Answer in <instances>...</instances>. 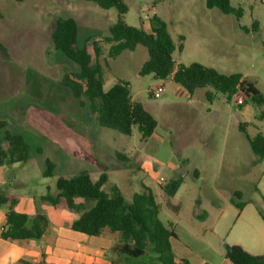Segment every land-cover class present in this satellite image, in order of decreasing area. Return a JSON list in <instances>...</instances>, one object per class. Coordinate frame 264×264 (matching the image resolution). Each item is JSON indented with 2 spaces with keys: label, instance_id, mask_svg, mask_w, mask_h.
I'll return each mask as SVG.
<instances>
[{
  "label": "rangeland",
  "instance_id": "374dc122",
  "mask_svg": "<svg viewBox=\"0 0 264 264\" xmlns=\"http://www.w3.org/2000/svg\"><path fill=\"white\" fill-rule=\"evenodd\" d=\"M123 2L126 24L150 31L153 15L166 24L176 65L199 63L223 74L241 73L264 95V0H230L241 11L239 19L206 7L205 0ZM66 15L78 23L79 45L99 44L104 89L119 79L128 81L131 96L157 121L154 135L141 139L136 127L124 135L97 125L85 101L61 84L65 73L77 70L51 42L55 20ZM117 16L115 8L102 9L85 0H0V40L8 50V58L0 60V121L6 123L0 138L8 130L22 134L30 145L28 160L8 166L6 174L28 185L42 181L53 186L59 175L86 170L96 180L105 170V191L116 185L128 201L148 187L159 205L158 218L173 223L175 252L191 264L214 262L223 253L222 243L238 211L231 200L257 204L253 186L260 168H253L250 158H260L245 134H264V119L256 118L257 108L241 91L227 99L212 88H198L188 98L171 78L140 75L148 56L141 45L109 57L103 37ZM158 85L163 92L152 96ZM206 91L212 93L210 100ZM239 97L251 115L240 114L235 101ZM205 112L215 121L202 132ZM172 122L179 131L189 127L188 133L178 136ZM116 151L125 160H118ZM45 157L54 163L53 177L41 176ZM174 172L183 182L174 197H168L161 186L177 176Z\"/></svg>",
  "mask_w": 264,
  "mask_h": 264
},
{
  "label": "trees",
  "instance_id": "16d2710c",
  "mask_svg": "<svg viewBox=\"0 0 264 264\" xmlns=\"http://www.w3.org/2000/svg\"><path fill=\"white\" fill-rule=\"evenodd\" d=\"M22 2L24 0H15ZM95 3L102 9L115 8L117 19L108 28V34L103 39L109 43L107 55L116 57L123 51H132L138 45L146 48L147 59L141 64L140 75H151L154 79L165 80L171 78L180 87L192 94L198 88H212L213 92L222 93L227 99L237 91H241L256 108V118L264 119V95L255 85L244 78L241 73L223 74L212 67L199 63L189 65L175 64L172 58L174 43L170 37L166 24L153 15L150 31L142 26H132L125 23L123 14L127 7L123 0H85ZM206 7L217 8L224 14L233 13L239 19L240 9H234L230 0H205ZM253 26L252 28H255ZM247 31L246 27L240 26ZM78 23L75 18L66 15L54 22L51 31V42L55 51L76 65L77 70L65 73L61 84L66 87L74 98L82 99L89 110L96 115V123L101 127H108L124 135H130L136 127L141 139H146L154 132L157 121L144 107L142 102L132 99L128 81L119 79L104 89V79L99 63L101 48L96 41L91 46L88 41L78 44ZM8 58L7 47L0 40V60ZM152 95V93H150ZM212 93L206 91L207 99ZM239 107L242 106L238 105ZM6 123L0 121V128ZM240 130L244 125L239 124ZM251 151L258 157L264 156V134H245ZM30 145L20 133H10L4 130L0 138V166H11L15 163H24L28 160ZM118 160H125L120 152H115ZM44 168L41 176L53 177L54 163L48 157L43 159ZM183 182L178 175L161 188L168 197H174ZM108 183L106 171H102L96 180L86 170H81L70 176L59 175L55 178V194L48 190L41 198L53 205L64 204L69 210L76 213L71 224L73 230L88 235H98L102 229L118 232L122 243L118 246L119 252L129 258H141L143 264H189L185 259H175L170 239L176 238L171 221L162 222L158 218L159 205L152 190L144 187L139 193H134L128 201L116 185ZM236 196L239 192H236ZM82 200L78 203L77 200ZM19 200L18 195L2 194L0 204L8 203L6 222L1 231L5 239L16 241L27 238H39L42 228L36 221L30 225L28 216L12 209ZM231 203L237 209L241 205L234 199ZM223 255L232 264H264V253L253 255L241 246L228 244L223 241Z\"/></svg>",
  "mask_w": 264,
  "mask_h": 264
},
{
  "label": "crops",
  "instance_id": "0c3cea01",
  "mask_svg": "<svg viewBox=\"0 0 264 264\" xmlns=\"http://www.w3.org/2000/svg\"><path fill=\"white\" fill-rule=\"evenodd\" d=\"M176 89L183 88L177 84ZM184 91L188 98H191L195 92L194 90L190 94L186 90ZM132 99L134 98L132 97ZM190 102L196 103L194 100H190ZM199 103V109L202 112L205 111L202 109L203 102L200 101ZM239 111L242 116L251 115L247 105L239 107ZM205 114L202 115L200 121L201 126H203L202 132L207 123L215 121L213 116H209L206 112ZM170 126L174 127L178 136L185 131L188 133L189 127L187 126L185 127L186 130L181 129L180 131L173 122ZM154 134L155 130L152 135ZM250 164L253 168L257 166L260 168V175L253 186L257 204L253 207L248 202L241 204V209H238L226 232L224 242L239 245L250 254L262 255L264 253V156L260 160L251 157ZM17 165L15 163L9 167H16ZM7 168L8 166H0V196L5 193L18 195L19 200L12 209L26 214L30 225L36 221L42 228V233L37 239L27 238L12 241L3 238L1 231L6 222L9 205L8 203L0 204V264H143L141 258H129L119 252L118 246L122 243V238L118 232L102 229L98 235H88L73 230L71 224L76 218V213L62 203L53 205L41 198L47 190L52 195L55 194L54 185L43 184L42 181L32 185L17 182L14 177L11 178L6 174ZM174 173L177 174V172ZM77 202L82 203V200L78 199ZM173 239H170V244L174 258L187 260L175 252L171 242ZM189 264L191 263L189 262ZM200 264L232 263L221 253L214 262L203 261Z\"/></svg>",
  "mask_w": 264,
  "mask_h": 264
},
{
  "label": "built area",
  "instance_id": "2783aa9c",
  "mask_svg": "<svg viewBox=\"0 0 264 264\" xmlns=\"http://www.w3.org/2000/svg\"><path fill=\"white\" fill-rule=\"evenodd\" d=\"M162 92H163V87H162V85H158V86L154 89L153 92L151 91L152 96L157 95V94H160V93H162ZM235 101H236V104H237V105H241V104H243L244 99L241 98V97H239V98H237Z\"/></svg>",
  "mask_w": 264,
  "mask_h": 264
}]
</instances>
